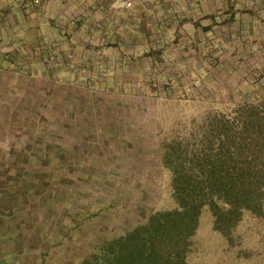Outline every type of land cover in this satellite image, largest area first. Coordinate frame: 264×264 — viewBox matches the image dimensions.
Segmentation results:
<instances>
[{
  "label": "rangeland",
  "instance_id": "obj_1",
  "mask_svg": "<svg viewBox=\"0 0 264 264\" xmlns=\"http://www.w3.org/2000/svg\"><path fill=\"white\" fill-rule=\"evenodd\" d=\"M255 1L222 0L214 38L161 28L135 46L137 29L104 26V0L47 26L40 5L0 0V264H81L176 207L164 137L245 97L264 114V28L244 12ZM186 261L264 264V211L228 240L203 208Z\"/></svg>",
  "mask_w": 264,
  "mask_h": 264
},
{
  "label": "trees",
  "instance_id": "obj_2",
  "mask_svg": "<svg viewBox=\"0 0 264 264\" xmlns=\"http://www.w3.org/2000/svg\"><path fill=\"white\" fill-rule=\"evenodd\" d=\"M162 141L176 207L151 212L125 234L97 244L81 264H187L202 209L231 240L244 212L264 211V114L247 97L231 115L203 118Z\"/></svg>",
  "mask_w": 264,
  "mask_h": 264
},
{
  "label": "crops",
  "instance_id": "obj_3",
  "mask_svg": "<svg viewBox=\"0 0 264 264\" xmlns=\"http://www.w3.org/2000/svg\"><path fill=\"white\" fill-rule=\"evenodd\" d=\"M94 1L96 0H28L30 4L40 5L41 13L45 15L42 20L43 26L51 23L58 24V22L68 23L77 14L86 18L87 15L96 13V11L93 12L97 8V4L93 5ZM147 1L146 7H143L141 4H144V0H134L132 7L125 9L123 1L104 0V4H100L101 9L106 7L108 9V18L103 22L104 26L108 23L114 25L111 28L121 36L123 33H127L130 27L137 29L138 33L134 34L136 42L133 44L135 46L140 45L144 33L146 35L160 34L161 28L176 37L187 38L191 32L197 34L196 37H215L216 28L213 24L216 22V15L214 12L222 6V0ZM81 3L88 5L92 13L87 9L84 10ZM246 5L249 7L247 6L244 12L249 14V22L251 24L261 22L263 23L261 26L264 28V0H256L254 5L250 3ZM249 8L252 9L249 10ZM90 24L92 23L90 22ZM162 24L163 27H161Z\"/></svg>",
  "mask_w": 264,
  "mask_h": 264
},
{
  "label": "built area",
  "instance_id": "obj_4",
  "mask_svg": "<svg viewBox=\"0 0 264 264\" xmlns=\"http://www.w3.org/2000/svg\"><path fill=\"white\" fill-rule=\"evenodd\" d=\"M123 6H124L126 9L130 8V7H131V3H130V1L123 0Z\"/></svg>",
  "mask_w": 264,
  "mask_h": 264
}]
</instances>
